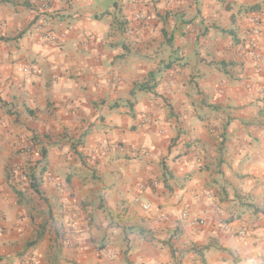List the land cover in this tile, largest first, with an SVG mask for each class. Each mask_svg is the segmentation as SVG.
I'll use <instances>...</instances> for the list:
<instances>
[{
	"label": "crops",
	"instance_id": "0c3cea01",
	"mask_svg": "<svg viewBox=\"0 0 264 264\" xmlns=\"http://www.w3.org/2000/svg\"><path fill=\"white\" fill-rule=\"evenodd\" d=\"M40 3L0 0V264H264V0Z\"/></svg>",
	"mask_w": 264,
	"mask_h": 264
},
{
	"label": "built area",
	"instance_id": "2783aa9c",
	"mask_svg": "<svg viewBox=\"0 0 264 264\" xmlns=\"http://www.w3.org/2000/svg\"><path fill=\"white\" fill-rule=\"evenodd\" d=\"M40 6H42L43 8L45 6H47V4L50 2V0H40ZM139 17H144L142 16L141 14L139 15ZM145 18H149V16H145ZM251 21L254 23L253 27H252V30L251 32L254 33V34H257L260 32V28H259V24L256 22V19L255 18H252ZM32 30L35 31V32H38L42 38L44 39H48V40H53V36H51L49 34V32H45L44 31V28L42 26V24L40 23H35L33 26H32ZM32 73H34V70L31 71ZM259 94L260 96L264 97V88H260L259 90ZM108 148L110 147V149H122L121 145L120 144H117V143H113V144H109V145H106ZM57 186H60V183H57L56 184ZM154 185L156 186V183H154ZM77 205L75 203H69V202H66L65 205L63 206V217H64V221L66 223V226H67V230H68V234L70 235V237H68V239L66 240V244L67 245H71L75 240V237H76V232H77V223H76V211H77ZM143 208L144 209H149L150 208V205L149 204H145L143 205ZM187 215V212L184 210L182 212V216H186ZM224 228L226 230L229 229V225L228 224H225L224 225ZM1 231V229H0ZM236 235L237 236H240V237H243L246 232L244 229H238L236 232ZM263 262H264V252H263ZM31 264H36L35 261H32Z\"/></svg>",
	"mask_w": 264,
	"mask_h": 264
},
{
	"label": "trees",
	"instance_id": "16d2710c",
	"mask_svg": "<svg viewBox=\"0 0 264 264\" xmlns=\"http://www.w3.org/2000/svg\"><path fill=\"white\" fill-rule=\"evenodd\" d=\"M135 88H139V89H140V88H144V86H142V85H136V86H134V89H135ZM132 92H133V90H132ZM41 152H42V151H41ZM42 154H44V152H42Z\"/></svg>",
	"mask_w": 264,
	"mask_h": 264
},
{
	"label": "rangeland",
	"instance_id": "374dc122",
	"mask_svg": "<svg viewBox=\"0 0 264 264\" xmlns=\"http://www.w3.org/2000/svg\"><path fill=\"white\" fill-rule=\"evenodd\" d=\"M41 151V150H40Z\"/></svg>",
	"mask_w": 264,
	"mask_h": 264
}]
</instances>
